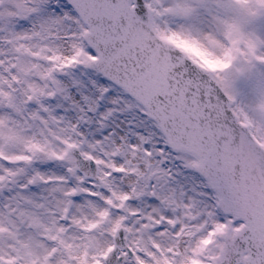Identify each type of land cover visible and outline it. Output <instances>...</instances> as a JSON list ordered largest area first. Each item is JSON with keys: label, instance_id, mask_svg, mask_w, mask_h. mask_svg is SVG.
I'll return each mask as SVG.
<instances>
[{"label": "snow or ice", "instance_id": "snow-or-ice-1", "mask_svg": "<svg viewBox=\"0 0 264 264\" xmlns=\"http://www.w3.org/2000/svg\"><path fill=\"white\" fill-rule=\"evenodd\" d=\"M0 264H264V0H0Z\"/></svg>", "mask_w": 264, "mask_h": 264}]
</instances>
